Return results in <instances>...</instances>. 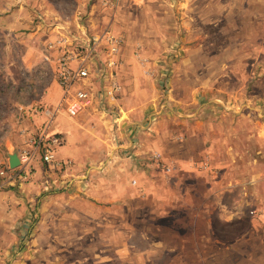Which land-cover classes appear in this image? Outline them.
Returning <instances> with one entry per match:
<instances>
[{
  "label": "rangeland",
  "instance_id": "rangeland-1",
  "mask_svg": "<svg viewBox=\"0 0 264 264\" xmlns=\"http://www.w3.org/2000/svg\"><path fill=\"white\" fill-rule=\"evenodd\" d=\"M14 11V19L3 20ZM93 22L119 34L123 64L139 68L140 75L125 76L122 66L117 106L101 98L90 110L112 117L122 169L91 180L88 193L90 162L44 163L42 173L51 177L27 207L36 214L29 234L0 264H242L233 237L253 228L250 218L264 230V175L250 177L252 162H264V0H119L112 8L101 0H0V164L25 147L27 133L39 131L35 120L45 105H31L41 98L31 90L37 94L47 80L31 76H55V53L46 59V44ZM126 98L130 110L121 113ZM209 146L219 167L205 153ZM207 172L222 179L226 207L245 192L240 224H221L215 215L209 233L191 224ZM79 181L86 187L71 192ZM252 185L256 198L249 200ZM17 188L0 198L6 244L15 232L11 207H21ZM202 233L224 237V257L202 253L213 243Z\"/></svg>",
  "mask_w": 264,
  "mask_h": 264
},
{
  "label": "crops",
  "instance_id": "crops-1",
  "mask_svg": "<svg viewBox=\"0 0 264 264\" xmlns=\"http://www.w3.org/2000/svg\"><path fill=\"white\" fill-rule=\"evenodd\" d=\"M18 14L17 11H14L10 13L6 18L3 20H9V19H14L16 15ZM99 25L93 22V24H83L77 25L78 31L74 35L78 37L79 40L84 39L85 36L94 34V33H99L103 28H99ZM73 36V35H72ZM121 61L122 63L120 64L118 71H117V78L118 80L120 79V72L122 71V66H123V71L125 72V76H138V66L136 64L132 63V65L126 63L123 64V59H122V51H121ZM31 77H37L40 79V81H45L40 92L36 94L37 89L33 88L31 90L32 94H34V97L40 96L41 98L39 100L37 99H32L31 105H38V104H44L45 108H49L54 110L60 100L61 96V90L60 87L57 84L56 81V76H31ZM120 82V81H119ZM95 87H93L94 91V96L97 100H94L92 105L89 106L84 112L79 114L78 116L72 117L67 114L65 109L60 108L59 111H57L54 116L52 117V120L50 121L49 118H47L43 114V109L41 111V115L36 118L35 123L37 124V129L39 128V131L35 134H38L41 132L47 125V122L49 121L50 124L48 126V133L49 134H57L62 138V143L60 146H58L55 149V155H54V161L62 163L63 165L66 164L68 161L67 158L73 159L77 164L80 166L82 163L90 162V170H87L89 172L88 178L90 180L88 181V184L90 186L88 188H85L86 186L83 185L81 181L79 182H73L71 184V187L69 188L71 192H77L81 191L82 187H84L86 190H88V193H92L93 191V184H91L92 181H96L97 177H101L102 175H105L106 173H113L117 172L119 173L122 168L118 166V159L121 157V154L117 150V146H114V135H111L110 131L112 127L115 125L112 117L109 118L106 116V109H101L97 112L95 111H90V110H96L100 98L105 97L104 91H103V86L99 87L97 86V92L95 93ZM130 86H127V90H129ZM124 89H121L118 92V96L122 95V91ZM137 93V91H136ZM116 97V98H117ZM136 95L133 97V103L134 105L137 104V98L135 99ZM106 98V97H105ZM105 102H109V106L111 107L113 103L115 104L112 106V109L117 106V101L116 99L111 102L110 100H106ZM127 102H131L130 99H125L124 102V109L121 113L128 112L130 108L126 106L130 105ZM52 107H49L51 106ZM127 107V109H126ZM137 107V106H135ZM117 116L121 117L120 111L116 110L115 111ZM109 113V112H108ZM44 119V120H43ZM118 120V118H117ZM42 122V124H41ZM116 123V121H115ZM41 124V126H40ZM125 129V126H124ZM29 135V133H27ZM121 132H118V135L116 136L117 140L121 136ZM27 138V136H26ZM25 138V139H26ZM98 144L101 145H109L111 148L106 151L103 146V151L98 154V150H100V147H97ZM193 144V143H192ZM116 147V148H114ZM212 147L209 146L206 149L207 157L208 159L214 164V167L217 166L219 167L218 163L213 162L214 159H212V154H213ZM198 156H193L192 158H196ZM215 161H217L215 159ZM100 162H107L105 163L104 167L100 171L102 165ZM44 163L41 161L39 155H35V160L33 162V170L36 168L35 174L32 173L33 175V180L28 183V184H23L19 182H16L14 185H7L3 191L0 192V198L7 192L8 188H16L18 187V193L21 195L19 198H15V200L19 201L21 203V207L19 211L16 210L15 206L13 208L11 207L10 214L12 216L13 220V228L15 230L14 233L9 235L10 242L7 244L4 242H0V263L1 257L3 255V258H8L10 256H13L17 253L16 251V242L19 239L23 240L27 237V234H29L30 227L32 226V220L35 218L34 216L36 215L35 212L34 214H30L29 210L27 207H31L30 205L34 204L33 197H35V194L38 193L41 189V186H43L44 181L47 178H50V174L45 175L42 173V170L44 168ZM117 163V164H116ZM50 164V163H46ZM38 165V166H37ZM191 169V168H190ZM264 170V162H262L261 159H256V161L252 162L251 168H250V177L256 181L260 179V177L264 174L261 170ZM195 172L194 169H191V174ZM207 177V184L204 186L203 184H200V189H202V197L201 201L202 203L200 204V207L198 208V212L195 209V213L190 212V217H191V224H199V225H204L206 226L205 232L207 233L209 231V224L210 219L212 218L213 215L216 216V218L219 220L221 224H233L237 225L240 224V214H241V208H244L247 201H246V196L245 192L242 191L239 193V200L238 203L236 204L234 202L233 206L231 207H226L221 200V193L224 192V184L222 183V179L219 181L217 179V182H214V176L211 174V172L204 173ZM264 177V176H263ZM45 179V180H43ZM87 182V181H86ZM254 183V182H253ZM220 185V186H219ZM17 191V190H16ZM256 188L255 185H252L250 190L248 191L249 193L246 194L248 195L247 199L252 200L256 198ZM215 193V194H214ZM4 197V196H3ZM1 200V199H0ZM90 203V202H89ZM48 203L44 202V205L46 206ZM86 204L84 203H78L77 205L81 206ZM5 204L0 201V214L4 212L6 207L4 206ZM43 207L44 210L46 207ZM15 211V212H13ZM15 215V216H14ZM250 223V226L253 228L249 230L248 233H243L239 234V237L234 236L233 241L234 244H232V252L234 253V257H238V262H242V264H264V230H259L257 228V225L254 223L255 221L253 219L248 220ZM3 221L0 219V233L2 232V227H3ZM209 233V232H208ZM210 239L212 240V236L208 237L207 234L202 233L201 240L211 242ZM14 241V242H12ZM224 237L220 236L217 234L215 238L213 239V243L209 245L208 248L202 250L205 256H215L216 258L224 257L226 251H229L228 248L225 246L224 242ZM242 242H248L244 246V243ZM15 247V249H14ZM228 247V246H227ZM247 247L248 249H245ZM3 248V249H2ZM211 248V253H209V250ZM4 250L6 252H4Z\"/></svg>",
  "mask_w": 264,
  "mask_h": 264
},
{
  "label": "built area",
  "instance_id": "built-area-1",
  "mask_svg": "<svg viewBox=\"0 0 264 264\" xmlns=\"http://www.w3.org/2000/svg\"><path fill=\"white\" fill-rule=\"evenodd\" d=\"M119 0H101L105 6L114 7ZM123 38L105 27L99 33L85 36L79 40L76 36L60 38L46 44V59L55 53L54 73L61 90L60 100L54 110L45 108L43 114L52 120L54 114L60 108L67 114L75 117L92 105L97 86L102 87L108 101L116 99L120 90L117 71L122 63L121 48ZM101 100V98H100ZM46 127L38 134L28 135L25 139V147L17 150L19 164L15 168H9L8 162L0 164V192L7 185H14L29 180L35 155H39L45 163L54 161L55 149L61 145L62 138L57 134H49ZM59 164V162H57Z\"/></svg>",
  "mask_w": 264,
  "mask_h": 264
},
{
  "label": "water",
  "instance_id": "water-1",
  "mask_svg": "<svg viewBox=\"0 0 264 264\" xmlns=\"http://www.w3.org/2000/svg\"><path fill=\"white\" fill-rule=\"evenodd\" d=\"M19 164V159L17 156V152L14 151L8 154V165L9 168H15Z\"/></svg>",
  "mask_w": 264,
  "mask_h": 264
}]
</instances>
